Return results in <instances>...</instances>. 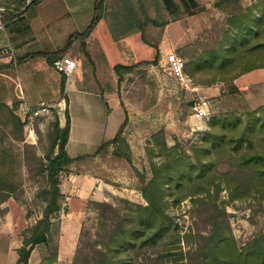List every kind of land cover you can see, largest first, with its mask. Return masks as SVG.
Segmentation results:
<instances>
[{"label": "trees", "instance_id": "trees-1", "mask_svg": "<svg viewBox=\"0 0 264 264\" xmlns=\"http://www.w3.org/2000/svg\"><path fill=\"white\" fill-rule=\"evenodd\" d=\"M41 1L0 0L4 8L0 21L12 48L34 40L30 20ZM226 4L236 6L229 12L223 40L217 48L205 49L188 59L184 70L189 65L191 75L209 76L202 81L205 84L218 78L225 86L222 91L239 97V89L233 80L251 70L264 68V0H256L247 6L245 13L239 10L238 0H220L217 6ZM139 7L141 16L131 0H94L92 18L82 32L69 34L64 45L54 52L32 51L35 47L32 45L29 52L17 57V64L39 55L51 65L76 39L81 40L86 60L92 62L83 40L100 19L107 22L116 42L135 32L147 42L144 40L146 25L164 26L166 21L151 18L142 3ZM254 9L260 14L257 18ZM147 44L154 49L150 59L112 66L117 84L133 68L157 63V45ZM99 55L104 61L101 51ZM65 82L66 76L60 73L64 124L59 125L55 114L48 152L42 158L32 154L41 175V183L33 195L35 204L40 206V217L21 232V245L15 249L14 264H27L37 246L45 252L38 264H58L59 213L65 210V195L59 187L60 174L72 162L92 158L110 144L116 145L114 155L117 157L122 156L118 144L127 148L122 137L124 118L114 136L103 141L93 153L76 158L68 156L64 148L70 124ZM99 94L107 107L103 93ZM16 108L17 104L7 106L0 102V113L8 117L16 132L21 133L24 122L15 114ZM158 134L152 136V145L146 150L149 174L138 177V190L144 203L121 198L122 206L117 207L110 202L89 200L96 211L95 231L87 236V241L80 238L71 264H264V230L239 246L225 208L233 201L253 199L258 201V211L264 213L261 203L264 200V104L251 109L244 103L240 112L228 109L211 116L199 142H192L189 151L180 149L177 143L167 145ZM15 136L16 140H22L20 135ZM155 156L159 159L155 160ZM10 173L13 174L11 169L7 173L0 171V204L17 188L9 179ZM185 199L190 203L192 224L187 231H181L168 208ZM2 212L0 208V214Z\"/></svg>", "mask_w": 264, "mask_h": 264}, {"label": "rangeland", "instance_id": "rangeland-1", "mask_svg": "<svg viewBox=\"0 0 264 264\" xmlns=\"http://www.w3.org/2000/svg\"><path fill=\"white\" fill-rule=\"evenodd\" d=\"M131 1L140 16L142 14L139 3H142L145 12L151 18L158 22L166 21L164 26L147 24L144 31V40L156 44L159 49L156 64L133 68L117 84V77L112 70L113 65L150 59L154 49L148 44L114 41L105 20L97 26L96 41L90 44L92 62L86 60L81 46H76L68 54L80 69L82 83L99 92L106 90L105 95L110 101L117 102L116 110H109L104 139L112 138L126 118L122 137L127 148L118 144L122 156L117 157L114 155L116 145L110 144L96 156L68 165L66 171L60 174L59 187L62 185L61 187L65 189L63 192L65 210L59 213V234L56 238L58 264H71L80 238L87 241V236L95 231L96 211L88 203L89 199L80 201L74 196L70 188L73 186L67 178L70 172L91 174L105 183L112 184L114 195L102 201L110 202L117 207L122 206V202L119 201L121 198L134 203H144L138 190L140 185L138 177L140 174H149L146 150L152 145L154 134L160 133L169 146L177 143L180 149L189 151L192 142H199L201 132L207 129L211 116L228 109L240 112L244 103L248 106L240 94L238 97L222 91L225 86L218 78L212 83H202L209 76L197 73L191 75V69L186 65L184 74L187 78L184 81L176 80L164 71L160 63L169 52L181 56L187 63L188 59L197 56L203 50L217 48L219 42L223 40V33L230 17L229 12L236 5L226 4L218 7L217 3L220 0ZM255 1L238 0L239 10L245 13V8ZM253 11L254 17L257 18L260 15L258 10ZM100 51L105 58L104 61L100 59ZM5 72L12 75L11 91L23 102H30L27 105L17 104L14 111L24 122L21 133L16 132L5 114L0 113V171L7 173L11 169L13 174H9V179L17 187L14 193L0 204V208L3 209L0 214V264H12L11 258L15 254L13 251L21 245V232L40 217V206L35 204L33 195L41 183V175L32 154L42 158L48 152L52 123L55 114L58 116V108L55 101L44 103L42 106L31 103L35 101L28 97L24 81L17 78L14 67ZM263 73L264 68L248 72L242 81L256 80ZM49 92L46 97L56 98L59 96V87H54ZM197 95L206 96L209 101V115L204 121L190 115V103ZM64 109L65 103L62 101L63 119ZM15 135H20L22 140H16ZM154 159H159V156H155ZM67 187L71 192L66 190ZM221 195L225 196L224 193ZM261 203L264 206V200ZM225 208L230 214L228 221L239 246L264 230V213L258 211L257 200L233 201ZM189 209L188 199L179 205H169L168 213L180 224L181 231H187L192 224ZM67 212L70 213L66 214ZM60 244L62 252L58 259ZM181 245L186 249L184 243ZM44 253L39 246L35 247L28 264H38Z\"/></svg>", "mask_w": 264, "mask_h": 264}, {"label": "crops", "instance_id": "crops-1", "mask_svg": "<svg viewBox=\"0 0 264 264\" xmlns=\"http://www.w3.org/2000/svg\"><path fill=\"white\" fill-rule=\"evenodd\" d=\"M93 4L94 0H42L36 6L35 15L30 20L34 40L18 48H13L16 58L29 52L32 45H35L32 51L54 52L60 49L69 34L82 32L88 26L93 15ZM103 20L100 19L89 36L83 40L84 47L88 52L90 44L96 41V28ZM7 42H9L8 34L0 30V47ZM120 42L138 45L149 43L143 42L139 32L123 37ZM76 46H81V40H74L65 54H69ZM10 67H14L17 78L24 81L28 97L30 96L29 98L35 101L31 103L38 106H42L44 103H53L52 101L57 103L59 125L63 126L64 119L61 114L63 100L60 99V94L56 98L46 97L51 89L59 87L58 74L60 73L52 67V64L49 65L45 58L39 55L28 58L15 66L10 63L7 57H0V102L7 106L22 105L23 103L27 105L28 103L23 102L11 91L10 79H12V75L5 72ZM247 73L236 77L233 83L239 89L240 95L248 106L253 109L264 104V73L256 80L242 81ZM81 75L80 69L77 68L75 74L66 78L65 82L70 124L64 148L71 158L93 153L106 140L104 133L109 110H116L117 106V102L110 101V98L105 95L107 91L104 90L102 93H104L103 97L107 103L106 107L100 92L90 89L82 83ZM80 162L81 160H77L71 165ZM67 178L71 181L70 185L73 186L70 188H72L74 196L80 201L86 199L102 201L107 200L110 195H114L112 184L105 183L91 174L70 172ZM66 183L69 184V182ZM61 186L60 189L64 192L65 189ZM70 188L67 187L66 190L71 192ZM13 252L15 254L11 258L12 264L15 263L17 257L15 250ZM61 252L62 244L59 245L58 259Z\"/></svg>", "mask_w": 264, "mask_h": 264}, {"label": "built area", "instance_id": "built-area-1", "mask_svg": "<svg viewBox=\"0 0 264 264\" xmlns=\"http://www.w3.org/2000/svg\"><path fill=\"white\" fill-rule=\"evenodd\" d=\"M4 12V8L0 5V14ZM0 30L4 31L6 34L1 21H0ZM5 56L9 59L12 65H17V58L14 54V49L10 46L9 42L0 47V57ZM161 66L164 71L173 79L184 81L187 77L184 74V59L173 53L169 52L166 54L163 59L160 61ZM52 67L59 73L69 78L73 76L77 69L76 61L69 56L68 54H64L61 57L55 58L52 62ZM191 117L199 121H204L208 119L209 115V101L206 96L197 95L190 104L189 107Z\"/></svg>", "mask_w": 264, "mask_h": 264}]
</instances>
